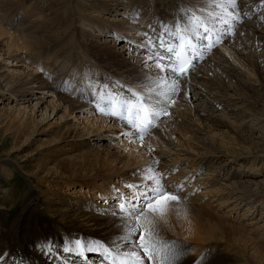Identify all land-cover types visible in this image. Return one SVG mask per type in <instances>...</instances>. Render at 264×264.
Here are the masks:
<instances>
[{
  "label": "rangeland",
  "instance_id": "374dc122",
  "mask_svg": "<svg viewBox=\"0 0 264 264\" xmlns=\"http://www.w3.org/2000/svg\"><path fill=\"white\" fill-rule=\"evenodd\" d=\"M178 1L175 0L174 4L191 3L192 6H189V10L200 15H206L211 11L217 12L215 8L219 9L223 19L229 21L226 24L229 39H238L235 41L237 44L234 43L236 49L242 55H248L246 57L249 61L256 62L258 76L252 73L249 64L239 61L237 50L226 51L223 45L215 46L212 52L205 57V59L214 58V67L216 68L214 76L210 75L203 62L194 66L187 73V76L179 78V83L182 84L185 81L186 83L178 89L177 94L181 96L185 89H190L187 91L186 100L180 102L179 96L176 94L177 96L174 95L171 98L175 101L174 104L171 106L164 105L173 110L172 122L174 127L181 128V130L178 129L176 136L178 137L180 134L183 136L182 133L189 130L188 134L191 136L197 133L195 138L188 135L190 140L194 138L200 144L208 147L213 146L212 148L220 151L219 153L227 152L226 150L228 148L231 150L233 146L236 150L237 159L264 158V116L261 115V108L264 107V99L261 98L264 96V88L260 82L261 79L264 80V49L263 47L258 49L259 35L255 34L258 31L264 34V0L259 2L237 0L238 8L235 10L229 8V10L238 14L239 19L223 14L222 10L215 7L213 3L209 9H204L198 4L201 0H181V3ZM2 2L21 6L23 9L17 10V16L21 18L18 24L23 18V23L27 24V27H35L38 30L45 28L51 19L58 18L60 3L70 4V8H72L68 9L70 10L69 16H72L68 23L70 32L75 33L76 29H79L80 33L83 32L85 39H81V42L87 43L83 46L81 53L88 57L84 63H88L90 59L93 67L97 68L99 64L101 65L104 75L98 80L109 88L115 86L121 88L123 86L124 89L132 88L137 91H145L146 86H151L145 82H133L131 70L141 68L145 74L146 71L155 69L154 66L141 65L140 59L148 57L149 52L143 47L138 49L141 47L143 38L137 35L143 34L141 33L143 30L144 33L153 36L154 29L151 28V23L132 22L127 19L128 16L122 14L125 13L124 10H121L125 5L130 7V3L139 5L142 0H20L18 4L17 0H0V5ZM119 2L123 6L119 5ZM153 2L155 1H145L149 4ZM87 8L89 11H83ZM115 8L118 10H114ZM109 9H111L110 12H108ZM147 9L150 13L151 8ZM201 10L203 11L201 12ZM79 16L84 17L90 26L84 27L78 23ZM219 22L224 24L222 21ZM131 25L137 32L125 34L124 29H129ZM230 35L234 36L230 37ZM66 36L67 38L64 37L61 40L62 45L69 42L70 35ZM118 36L124 38L123 42L117 39ZM76 41L78 42L77 36ZM91 42L98 49L104 48L107 54L99 55L93 47L95 45ZM126 45L130 48L127 49ZM216 51H219L220 55L215 54ZM44 53V58L53 54L50 49L45 50ZM111 53L117 54L120 60L115 61ZM96 56H101V62L95 59ZM7 60L5 57L0 58V205H4L0 206V211L5 214L4 220L1 221L2 228H8L10 222L20 212H25L37 203L38 211L45 212V209L61 210L60 208H62L63 210H73L76 214L84 212L93 216H100V218L114 217L120 219L119 215H113V212L118 210L116 207L118 195L120 193L128 195L132 192L126 185L137 184L143 190L145 185L152 183L145 179L149 171H143L135 164L137 153L141 154L143 151L136 149L135 154L131 156L129 150L124 148L126 145L125 138L118 137L119 130L113 129L114 126L120 128L126 126L117 123L113 125L114 123L111 122L108 127L102 129L101 136L95 133L84 135L82 132L84 127L93 128L86 120V117L90 118L87 110H93L95 117L99 120L109 119H105L104 115L101 116L95 111L98 102L96 95H88L87 100L80 99V96L76 97L75 95L80 94L77 89L82 92L83 84H74L73 79L61 71L53 75L45 74L44 81L55 86L65 84L62 93L61 91L57 92L55 88H53L54 90L51 88L44 90L38 87L34 89L32 87L20 88L19 84L14 83V80H12L13 85L11 87L7 85L5 75L9 72L18 77V80L19 77H24L22 74L24 67L13 59ZM75 62L78 60L75 59ZM120 62L121 64L127 62L130 67L123 68ZM151 64L152 61L147 65ZM4 65L8 66L9 71L3 67ZM110 67H114V71H110ZM225 67L227 68L225 69ZM231 67L232 70L228 71V68ZM47 71L51 73V71ZM223 71L224 73L229 72L228 74L233 75V77L228 80ZM39 73L44 75L42 71ZM108 73L123 74L125 78L120 84V82L118 83L110 79V76L105 75ZM151 73L153 75L162 74L159 71ZM193 74H200L202 81H190L189 78ZM166 79L175 80L176 77H166ZM211 79L220 84L224 82L228 88L224 86L221 92L227 94L228 99L222 101L218 90H213L208 86ZM7 80L9 81V79ZM14 84L17 86L16 88H14ZM79 86L81 87L79 88ZM225 88L228 89L226 92H224ZM255 93L257 94L254 95ZM60 96L71 99L76 109L71 111L70 105L72 104L63 103L59 98ZM243 101L244 103H242ZM246 101L253 108L247 105ZM53 103L61 104V108L53 110V106L49 107ZM93 106L95 109H92ZM201 115H204L208 120L203 121ZM19 119L26 120L30 126H36V132L34 133L26 127L21 128L18 123ZM19 127L22 132H20ZM154 131H157V126L152 128L148 135ZM30 133L33 135L28 139ZM68 133L71 135L69 136ZM157 135L160 133L156 132L154 136ZM235 138L246 140L248 144L244 142L246 145L243 144L242 146L237 142L238 145H236L237 139ZM181 139L180 137L178 143L181 146L182 155L188 154L187 148H190L191 145L192 156L195 155L196 151L201 153L197 155L203 156H197L198 160L200 159L199 162H202L200 164L201 171L194 172L196 169L190 168L186 161L188 157L173 165L170 161L176 159V153L173 151L171 155H162L161 148L160 150L157 149L158 156H155L157 165L153 170L164 177L162 183L168 192L178 190L179 201L186 203L191 211L202 208L208 219L216 222L219 227L222 226L221 231L224 232L225 238L223 241H210L201 244L184 239L179 235H173L170 233V229L179 231L180 225H184L186 228L190 227L186 221L177 218L167 222L169 226L167 234L178 240L189 242L193 246L210 247L214 248L216 252L227 254L229 257L234 256L240 264L245 262H247L246 264H264V203L256 199L261 197L264 200V173L259 175L252 172L250 176H246L238 164L232 165L230 161L225 162V158L218 159V156L214 157L215 159L211 155L206 157V155H202L204 150L200 145L193 144V140L187 142ZM223 143L228 144V146L222 147ZM231 143L233 144L231 145ZM132 151H134V146ZM179 174L182 175V179H177L180 180L179 183H174L173 180L177 176H181ZM236 184H240V186L238 187ZM227 186L232 188L229 187L228 189ZM233 187L235 192H233ZM117 189L119 193L116 191ZM218 189L221 190L220 193H218ZM245 189L247 190L245 193L247 197L242 194ZM248 192L250 193L248 194ZM242 196L243 199H239ZM8 197L9 200L6 201ZM21 200L24 204L19 210ZM192 214L197 215V212ZM37 217L43 218L44 216L38 213ZM219 218L223 220L225 226L220 225V222L217 221ZM115 222L109 223L113 225ZM99 224L100 222H98ZM200 224V232L204 237L214 229L210 228L205 221L201 220ZM46 225H50L49 220L43 218L41 224L35 223L32 230L40 235H45ZM81 235L80 231L74 229L71 233V236L76 239H79ZM236 238L239 239L238 242H235ZM99 239L97 237L95 240ZM32 248L34 251L33 264H38L34 239ZM192 250L191 252V248H188L189 255L198 260L203 251L200 252L197 247L195 250L192 248ZM207 250L210 249H206L205 252ZM91 255L93 254L89 256L90 264L100 262V259H96V255L94 256L95 259L91 260ZM61 261L54 256L41 261L40 264H61Z\"/></svg>",
  "mask_w": 264,
  "mask_h": 264
},
{
  "label": "bare ground",
  "instance_id": "6f19581e",
  "mask_svg": "<svg viewBox=\"0 0 264 264\" xmlns=\"http://www.w3.org/2000/svg\"><path fill=\"white\" fill-rule=\"evenodd\" d=\"M145 1L146 0H142V2H141L142 5H141V3L139 5H137L136 3H130L129 4L130 7H128L127 5L123 6V4H121L120 2L118 4L123 6V9H121V10H124L125 13H122V14L128 16L127 19H130L132 22L137 21L138 23H141V24L151 23L150 24L151 28L153 27V29H154V35L153 36L158 35L163 30V25H165V24H167L171 28L174 24L186 23L188 21L189 15L192 13V11L189 10L190 9L189 6L190 5L192 6L191 3L185 4V5H182V4L175 5L174 4L175 0H154L155 2L149 4V3H145ZM255 1L259 2L260 0H255ZM18 2L20 3V0H17V4H18ZM114 2H116V1H114ZM136 2H138V1H136ZM178 2L181 3V0H179ZM200 3H198V4L201 5L204 9H207V8L209 9L211 4H212V1L211 0H201ZM69 8H70V4H67L66 2L60 3L59 9H58V11H59L58 18L57 19H51L46 24L45 28L38 30L35 27H27L26 26L27 24L25 25L23 23L24 22L23 18H22L21 23L18 24V21L21 18H18L17 10L23 9L21 6L16 5L14 3H12V4H8L6 2L1 3V5H0V58L5 57L8 60L13 59V60L17 61L19 64H22V66L24 67L23 72H22L24 77H21V78L19 77L18 80H17L18 77H15L11 73L7 72L8 74L5 75L7 77L5 79V81L7 82V85H9V86L13 85L12 80H14V83L19 84L18 86L20 88L21 87H25V88L32 87L34 89V88L38 87L41 89L43 88L44 90H46L48 88H51V90H52L53 88H55L57 92L61 91V93H62L63 87L65 84H62V86H60L61 84L55 86V85L47 84L44 81L45 80L44 77L46 75H49V74L53 75V74H56L59 71H61L62 73L64 72L63 73L64 75H67V76L69 75V77H71L73 79L74 84H76V85L77 84H79V85L83 84L82 92L79 91V89H77V92L78 93L80 92V94L75 95L76 97L80 96V99L87 100L88 95H96V97L98 99V97L100 95L101 88L103 86H105L98 80L99 77L104 75L103 69H101L102 67L99 63H97V64H99V66L97 68L93 67L94 65L93 66L91 65L90 59L88 62L89 64L84 63L86 61V59H88V57L86 55H85L86 56L85 57L83 55V53H81V51H83V46H85V44L87 42L86 43L81 42V39L84 40L85 37H84L83 32L80 33L79 29H76L75 33L70 32V28L68 26V23H69V20L72 19V16H69V11H70V10H68ZM147 8H151L150 13L148 12L149 9H147ZM29 9L30 8L28 7V10ZM70 9H72V8H70ZM110 10L111 9H109L108 12H110ZM114 10H118V8H115ZM215 10H217V12L215 11L216 13H219V9L215 8ZM83 11H89V8H87ZM198 15H200V14H198ZM77 22L80 23L81 25H83L84 27L90 26V23H86L87 21H85V18L82 16H79V19ZM215 23H216L217 31L220 33V38H221L220 43L223 44V48L226 51L237 50L236 52H238L239 50L236 49V46L234 45V43L237 44V42H235V41H237L238 39H233V40L229 39V37H228L229 34H228L226 24H222L219 21H216ZM124 32H125V34H127V32L135 33V32H137V30L131 25L129 27V29H124ZM141 33H144L143 30H141ZM255 34L259 35V37H258L259 39L257 41L258 49L260 47L261 48L263 47V49H264V34H262L259 31L256 32ZM66 35H70L69 42L64 43L65 45L64 44L62 45L61 40L64 37L67 38ZM137 35L139 37L143 38L141 34H137ZM76 36H77L78 42L76 41ZM231 36L233 37L234 35H230V37ZM168 39L171 40L173 38L168 37ZM88 42H89V40H88ZM92 44L95 45L94 43H92ZM126 46H127V49L130 48V46H128V45H126ZM126 46H124V47H126ZM45 47H49V48L45 49ZM93 47H94V49L97 50L99 55L107 54V52L104 50V48L98 49V48H96V45ZM141 48L142 47H139L138 49H141ZM47 49H50V52L52 51L53 54L50 55V57L44 58V54H45L44 51ZM215 54L220 55L219 51H216ZM237 54H238L237 56L240 59L239 61L246 62L247 64H249V67H251V70L253 71L252 73H254V75H257L258 71L256 68L257 67L256 62L249 61L248 57H246L248 55H242L239 52ZM111 55L115 61L120 60V57L117 54L111 53ZM100 57L101 56H96L95 59H98L99 62H101ZM204 58L205 57L203 56V53H202V58L198 59L196 61V64L193 61L194 66H197V65H199V63L203 62V65L207 67V70L209 71L210 75L214 76V73H216V68L214 67L215 63L213 60L214 58H211V57L209 59H204ZM75 59H77L78 62H75ZM258 61H260V60H258ZM150 62L151 61L148 59V57H144V58L140 59L141 65L146 64V66H149L147 64H149ZM241 62H239V63L241 64ZM102 63H103V61H102ZM120 64H121V62H120ZM43 66H45V67H43ZM121 66L123 68L130 67L129 63H127V62L122 63ZM3 67L6 70H8L7 65H4ZM45 68L47 70L51 71V73L48 72ZM113 68L114 67H110V71L111 70L114 71ZM226 68L227 67H225V69ZM225 69H223V70H225ZM230 70H232V67L228 68V71H230ZM37 71H39V72L42 71L44 73V75H41L42 73L40 74ZM153 71H158V70L156 68L154 70L151 69V70L146 71V73L144 74L143 71H141V68H138L136 70L132 69L131 70L132 81L135 83L145 82L147 84H150L153 87L155 85L152 84V80L156 79L160 75H163V74L153 75L151 73ZM223 73H224V71H223ZM228 73H224V75L229 80L230 78L233 77V75H230ZM105 75L110 76L109 77L110 79H113L114 81H116L118 83L120 82V84L122 83V81L125 78V76L123 74L113 75L111 73H108ZM7 79H9V81ZM189 80L190 81H202V78H200V74H197V75L193 74L192 76H190ZM166 81H167V83L164 86L165 91H167V87H168V85H171V83L173 82V79L172 80L166 79ZM260 82H261L262 88H264V80L261 79ZM185 83H186V81L182 84L179 83L178 89L181 86L183 87ZM37 85H39V86H37ZM14 86H15L14 88L17 87L15 84H14ZM208 86L210 88H212L213 90H215V89L218 90L219 94L222 97V101L225 99H228L227 94H224L223 92H221V90L225 86L224 82L222 84H220L218 82H215L213 79H211V80H209ZM80 87L81 86H79V88ZM225 87H227V86H225ZM244 87H245V84H244ZM227 88H225L224 92H226L228 90ZM64 89L67 90V88H64ZM107 89L111 90L112 92L117 93V94L123 92L124 95H129V93L127 92V88L124 89V87L119 88V87L115 86L114 88L107 87ZM93 90H94V92H93ZM189 90H188V88L185 89L184 90L185 92H183V94L181 96L178 95L177 92L174 95L175 96L178 95L180 102H183V100H186V97H187L186 94H187V91H189ZM256 94L257 93H255L254 95H256ZM174 95H171V98ZM105 97L107 98V92L105 93ZM59 98L63 103L68 102V103L72 104L71 99H68L67 97L60 96ZM261 98L264 99V96ZM242 103H244V101ZM245 103H247V105H249V106H251V108H253L252 105H250L247 101ZM52 106H53V110L61 108V104L56 105L55 103H53V105L50 104L49 107H52ZM70 107H71L70 108L71 111L76 109V107H74L73 104L70 105ZM164 107L167 109V112L169 113V115H161L158 119H156L155 124L157 126V131H154L153 133H150L148 135V132H150V130L152 128L149 129V131L143 135V139L140 138V134L138 132L136 135H132L131 134L133 132L132 128L121 126V127H124L125 128L124 129V128L118 127L117 125H116L117 127L114 126V128H113L114 130H119V133H117L118 137L125 138L126 145L124 146V148L126 150H129V152L131 153V156L135 154L136 149H138V150L140 149L143 151V153H141V154L137 153L138 155L136 156V159H135V164L138 165L137 167L138 168L140 167L141 170L149 171L150 169L151 170L154 169V167L157 165V162H156L157 158L155 159V156H158L157 149L160 150V148H161L162 149V152H161L162 155H164V154H167V156L171 155V153L173 151L176 153V159L174 158V159H172V161H170L173 165H174V163H177L179 160H182L183 158L188 157L186 161L190 165V168L196 169V171H194V172L201 171L202 168L200 167V164L202 162H199L200 159L198 160V158H197V156H200L197 154H201V153L199 151H196L195 155L193 154V156H192L193 152L190 149V148H192L190 145V148H187L188 154L182 155V153H181L182 151L180 150L181 146L178 143L179 138L181 137L183 140H185L187 142H190V141L192 142V140H193V144L196 143L197 146L200 145L202 150H204L202 155H206V157H207V155H211V157H213V158L218 156L217 157L218 159L225 158V162L230 161V163L232 165L238 164L239 167L244 170L243 172L246 173V176H248V175L250 176L252 174V172L259 174V175L261 173H264V158L256 157L254 159H245V158L237 159L236 158L237 155H235L236 150L233 148V146L231 147V150H229V148H228V150H226L227 152L219 153L220 151L218 152L215 148H212L213 146L208 147L206 145L198 143L197 140H194L195 135L197 133L196 134L193 133L194 138H192L190 140V138H188V135H190V134H188L189 130L186 132H183L182 133L183 136L180 134L178 136L179 137L178 138L176 136V134L178 133L177 132L178 129L181 130V128H178V126L174 127V124L172 122L173 110L168 109L167 106H164ZM92 109H95L94 106L92 107ZM95 111H97L99 113V115H101V116L104 115L100 111H98L97 108L95 109ZM263 111H264V107L261 108V112H262L261 115L262 116H264ZM87 112L90 114L89 115L90 118L86 117V120L88 121V123H90L93 126V128L90 129V128L84 127L83 131H82V132H84V135L85 134L86 135H92L93 133H95L96 135L101 136L102 129L104 127H108L111 124V122L114 123L113 125H115V123L120 125L118 121H121V120L117 121L118 118H116V117H113L110 115H104L105 119H108V118L109 119L108 120H103V119L99 120L98 118L95 117L93 110H89V111L87 110ZM65 115H66V113H65ZM18 116H20V114H18ZM200 117L203 121L208 120L206 117H204V115H201ZM160 119H162L161 123H160ZM18 123H19V126H21V128L26 127L27 129L32 130L34 133L36 132V126H34V125L30 126L26 120L24 121V119H19ZM125 125H127V124L125 123ZM22 126H24V127H22ZM19 130H20V127H19ZM66 131L69 132L68 130H66ZM20 132H22V131L20 130ZM156 132L160 133V135H157L155 137L154 135ZM125 133H128V135H125ZM191 134H192V132H191ZM28 135H29L28 136V139H29L33 134L30 133ZM68 135H69V133H68ZM64 136H67V135H64ZM193 136H191V137H193ZM235 139H237V138H235ZM237 142L243 146V144H244V142H246V140L244 141L243 139L239 138L236 140V145H238ZM246 143L244 145H246ZM193 144H192V146H194ZM225 144L222 145V147L228 146V144L227 145H225ZM232 144L233 143H231V145ZM133 146H134V151H132ZM144 147H146V148H144ZM224 151H225V149H224ZM230 153H232V154H230ZM200 157H203V156H200ZM158 164H160V163H158ZM164 168H166V167H164ZM126 169H128L127 166H126ZM166 169H168V168H166ZM179 175H181V174H179ZM173 179H175V178H173ZM177 179H182V175L177 176L176 179L173 180L174 183H179L180 180H177ZM231 186H233V185H231ZM231 186H227V188L228 189H229V187L232 188ZM236 186L239 187L240 184L239 185L236 184ZM244 188H245V186L243 187V189ZM245 190L243 191L244 193L242 192V194H244V197H247V194H245V193H247V190L246 191ZM220 191L221 190H219V192L218 191L217 192L220 193ZM233 192H235V188H234ZM250 192H253V191H250ZM250 192H248V194ZM257 192H258V190H257ZM239 199H243V196ZM256 199L259 200V202L264 203L263 198L257 197ZM8 200H9V197L6 198V201H8ZM23 204L24 203L21 200V202L19 204V210H21ZM37 204H35L32 208H29L25 212H22V213L20 212L19 215L16 216L10 222L9 227L6 229L2 228V226H1V224H2L1 221H2V219L4 220L5 214L2 211H0V264H33V255H34V251L32 248L33 239H34V243H35V247H36L35 255H36V258L38 260V264H40L41 261H45L46 259H48L50 257H54V256H56L57 258L62 260L61 264H90V262H89L90 261V257H89L90 254H93V255H91L92 256L91 260L95 259V257H94L95 255H96V259H100V262L97 261L96 263H91V264H105L103 257L98 253H87L86 256L82 257V256L74 254V253H66L63 251V249L66 246H70L71 241L76 240V238H73L71 236L73 229L81 232L82 235L79 239L82 241L95 240L98 237L100 239L95 240V241L105 242L106 244H109V245L112 244L113 241L118 240L119 236L122 234L121 219L114 218V217H112V218L101 217L100 218V216H93V215H90V214H87L84 212L83 213L80 212V213L76 214V212H74L73 210L72 211L63 210L62 208H60L61 210L45 209V212L44 211H38V208H36ZM0 206H4V205H0ZM116 207L118 209V206H116ZM190 209L191 208L186 203H182L181 201H178V203L177 202H170L168 205H166V212L163 215V217L162 218L158 217L157 218L158 222L155 224L154 230H155V233L157 234V237L159 240L168 241V242L175 241L180 245V248L183 251V256L180 258L179 264H194V262L199 261L202 258H203V264H240L239 261L237 262V258H235L234 256L229 257L227 254L216 252V250H214V248H210V247L206 248V247H201L198 245L193 246L189 242L178 240L173 236H172L173 237L172 238L167 234V232H168L167 228H169L167 222L170 221V219L174 220L175 218H177L179 220L186 221V223L190 227L186 228L184 225H180L179 231H174L173 229H170V233L173 235H179L181 237H184V239L186 238V239H189L190 241H194V242L201 243V244H204V243H207L210 241H223L224 240V238H225L224 232L221 231L222 226L219 227V225H217L216 222H213L212 220L208 219L207 218L208 216H206L203 213L202 208H198V209L196 208L197 211H191ZM193 212H197V215L192 214ZM38 213L43 214V216H44L43 218L48 219L49 223H50V225H46L47 230L45 232V235H40L39 233H36L32 230L35 223L41 224V221L43 220V218L37 217ZM30 220H31V222H29ZM201 220L207 222V224H209L210 228H212V229L214 228L209 233H207L208 237L202 236V233L200 232ZM113 221H116V222L113 225H111L109 222H113ZM217 221L220 222V225L225 226L223 223V220H221V218L217 219ZM98 222H100L99 225H98ZM162 223H163V226H161ZM101 226H102V228H100ZM240 233H241V231H240ZM244 235H246V234H244ZM238 241H239V239L237 240V238H236L235 242H238ZM49 246L52 249L51 253H49V250H48ZM196 247H197V249L198 248L200 249V252L203 251V253H201L202 255L198 258V260H197V258H195V259L191 258L192 255H189V253H188V248H191V252H192L193 251L192 248H194V250H195ZM206 249H210V250H207V252H205ZM246 263L247 262H245L244 264H246Z\"/></svg>",
  "mask_w": 264,
  "mask_h": 264
},
{
  "label": "snow or ice",
  "instance_id": "6c2138e0",
  "mask_svg": "<svg viewBox=\"0 0 264 264\" xmlns=\"http://www.w3.org/2000/svg\"><path fill=\"white\" fill-rule=\"evenodd\" d=\"M212 3L223 14L239 19L238 14L229 10L238 8L237 0H212ZM216 21L229 23L221 13L211 11L206 15H198L192 12L184 24H174L171 28L165 24L155 36L141 34V47L149 52L148 59L152 61L149 66H154L163 75L152 80L155 87L146 86L145 91L128 88L129 95L114 93L103 86L98 97V111L125 122L133 129L132 135L138 132L143 139L149 129L156 127V119L161 115H169L164 105L175 103L171 95L178 90L179 78L194 67L193 61L200 58L202 50H210L221 42ZM117 39L123 42L124 38L118 36ZM166 77H176L168 85L167 91L163 90L167 83ZM145 179L152 183L145 185L143 190L137 184L126 185L132 192L128 195L120 193L117 197L118 210L113 215H119L121 219L122 234L118 240L109 245L101 241L76 239L63 251L82 257L87 253H98L105 264H179L183 256L180 245L175 241L159 240L154 230L157 218H162L166 212V205L179 201L178 190L168 192L162 183L164 177L154 170L150 169ZM116 191L119 193L118 189ZM48 250L51 253L50 246ZM194 264H203V258Z\"/></svg>",
  "mask_w": 264,
  "mask_h": 264
}]
</instances>
